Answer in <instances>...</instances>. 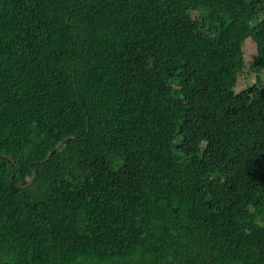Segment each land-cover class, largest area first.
I'll list each match as a JSON object with an SVG mask.
<instances>
[{
    "label": "trees",
    "instance_id": "obj_1",
    "mask_svg": "<svg viewBox=\"0 0 264 264\" xmlns=\"http://www.w3.org/2000/svg\"><path fill=\"white\" fill-rule=\"evenodd\" d=\"M248 38L264 0H0V264H264Z\"/></svg>",
    "mask_w": 264,
    "mask_h": 264
},
{
    "label": "rangeland",
    "instance_id": "obj_2",
    "mask_svg": "<svg viewBox=\"0 0 264 264\" xmlns=\"http://www.w3.org/2000/svg\"><path fill=\"white\" fill-rule=\"evenodd\" d=\"M257 53L256 45L248 38L244 43V55L246 60V68L239 75V83L236 87V91H240L244 88L255 84L257 80L261 85L264 84V71H259L252 67V62Z\"/></svg>",
    "mask_w": 264,
    "mask_h": 264
},
{
    "label": "clouds",
    "instance_id": "obj_3",
    "mask_svg": "<svg viewBox=\"0 0 264 264\" xmlns=\"http://www.w3.org/2000/svg\"><path fill=\"white\" fill-rule=\"evenodd\" d=\"M245 62H246V60H245ZM4 156H6V157H9L8 155H6V154H3ZM11 158V157H10ZM11 160L15 163V161L11 158ZM36 176H37V173H34L33 174V176L28 180V182L27 183H25V184H17L18 185V187H20V188H26V187H28L29 185H31L32 184V182L34 181V179L36 178ZM31 182V183H30Z\"/></svg>",
    "mask_w": 264,
    "mask_h": 264
},
{
    "label": "water",
    "instance_id": "obj_4",
    "mask_svg": "<svg viewBox=\"0 0 264 264\" xmlns=\"http://www.w3.org/2000/svg\"><path fill=\"white\" fill-rule=\"evenodd\" d=\"M31 183V182H30Z\"/></svg>",
    "mask_w": 264,
    "mask_h": 264
}]
</instances>
